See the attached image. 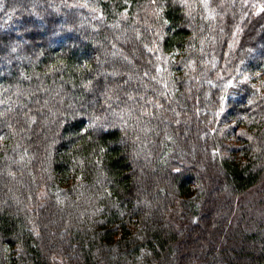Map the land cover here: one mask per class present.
I'll use <instances>...</instances> for the list:
<instances>
[{"label": "trees", "instance_id": "obj_1", "mask_svg": "<svg viewBox=\"0 0 264 264\" xmlns=\"http://www.w3.org/2000/svg\"><path fill=\"white\" fill-rule=\"evenodd\" d=\"M0 264H264V0H0Z\"/></svg>", "mask_w": 264, "mask_h": 264}, {"label": "snow or ice", "instance_id": "obj_2", "mask_svg": "<svg viewBox=\"0 0 264 264\" xmlns=\"http://www.w3.org/2000/svg\"><path fill=\"white\" fill-rule=\"evenodd\" d=\"M90 127H91V125H90Z\"/></svg>", "mask_w": 264, "mask_h": 264}]
</instances>
